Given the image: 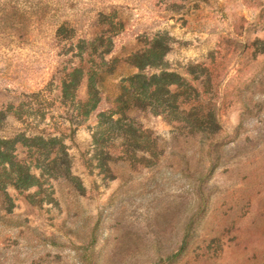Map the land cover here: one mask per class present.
Returning <instances> with one entry per match:
<instances>
[{
    "label": "rangeland",
    "instance_id": "rangeland-1",
    "mask_svg": "<svg viewBox=\"0 0 264 264\" xmlns=\"http://www.w3.org/2000/svg\"><path fill=\"white\" fill-rule=\"evenodd\" d=\"M56 8L60 35L50 21L0 49V137L17 141L13 165H0V264H264V0ZM156 34L169 47L162 68L135 67ZM93 38L113 62L95 64L107 74L83 118L61 84L91 67L76 42ZM162 71L180 84L166 105L125 112L101 153L97 114L115 109L121 81ZM74 95L85 99L84 75ZM127 134L147 152L123 148ZM36 135L57 140L38 150Z\"/></svg>",
    "mask_w": 264,
    "mask_h": 264
},
{
    "label": "trees",
    "instance_id": "trees-1",
    "mask_svg": "<svg viewBox=\"0 0 264 264\" xmlns=\"http://www.w3.org/2000/svg\"><path fill=\"white\" fill-rule=\"evenodd\" d=\"M59 0H0V49L11 47L15 42H24L26 39L36 35L37 33L46 32L50 21L55 24V34L60 35L65 19L59 20L56 5ZM71 39V38H70ZM77 47L81 52L88 49L87 55H90V65L86 71L82 67H75L68 75L70 77L64 78L61 84V93L63 97L69 96L76 104L79 114L84 118L89 116L97 107L99 103V94L103 89V79L107 71H98L95 64H101L104 68H108L110 64L105 60V55L111 49L105 46V49L100 50L99 55H95V39L91 40H77ZM109 45V42L107 43ZM169 47L165 42L162 34H156L151 40L149 46L142 52L135 53L130 60L137 68H144L145 66L152 68H162V57L168 51ZM95 58L96 60H93ZM86 77V97L83 101L75 100L74 90L78 85L80 76ZM174 76L173 72L162 71L160 74H152L144 76L140 73H134L120 83V91L115 97L114 103L116 107L109 113L100 112L97 114L98 130L92 135V145L99 147L100 152H105L108 156L104 144L107 138L105 131L113 128H121L120 124L125 117V112L133 109L147 110L151 108L156 112L157 108L166 105L164 102L170 96V87L179 85L178 81L171 79ZM79 78V80H78ZM99 85V86H98ZM70 99V100H71ZM8 110H0V120L5 119L8 115ZM164 112V111H163ZM167 115V114H166ZM124 131L128 132L132 129L131 124L126 125ZM103 129V131H101ZM100 130V131H99ZM133 135V134H132ZM132 135L122 136V147L129 149L130 147L137 151L147 152L143 145L134 142ZM56 137L49 135L46 140L41 135H36L30 138L32 148L42 149L48 144L56 143ZM38 141V143H35ZM17 141L11 138L0 137V165L3 169L6 165L10 168L13 161L9 159L8 152H12ZM34 142V143H33ZM55 148L59 151L62 145ZM109 148V147H108Z\"/></svg>",
    "mask_w": 264,
    "mask_h": 264
}]
</instances>
